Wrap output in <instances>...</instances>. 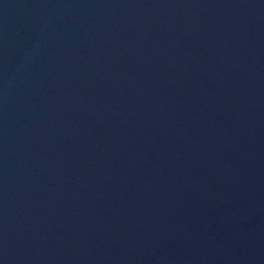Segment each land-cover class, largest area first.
Instances as JSON below:
<instances>
[{"label": "water", "instance_id": "95a60500", "mask_svg": "<svg viewBox=\"0 0 264 264\" xmlns=\"http://www.w3.org/2000/svg\"><path fill=\"white\" fill-rule=\"evenodd\" d=\"M0 264H264V0H0Z\"/></svg>", "mask_w": 264, "mask_h": 264}]
</instances>
